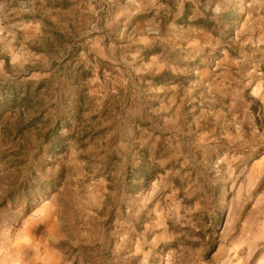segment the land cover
Returning <instances> with one entry per match:
<instances>
[{
	"label": "rangeland",
	"instance_id": "obj_1",
	"mask_svg": "<svg viewBox=\"0 0 264 264\" xmlns=\"http://www.w3.org/2000/svg\"><path fill=\"white\" fill-rule=\"evenodd\" d=\"M0 264H264V0H0Z\"/></svg>",
	"mask_w": 264,
	"mask_h": 264
}]
</instances>
